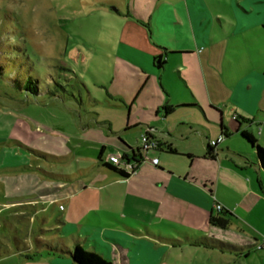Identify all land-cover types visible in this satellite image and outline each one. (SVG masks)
I'll return each instance as SVG.
<instances>
[{
	"label": "rangeland",
	"instance_id": "1",
	"mask_svg": "<svg viewBox=\"0 0 264 264\" xmlns=\"http://www.w3.org/2000/svg\"><path fill=\"white\" fill-rule=\"evenodd\" d=\"M122 2L0 0V264H46L50 254L46 250L40 253L45 242L72 249L78 241L108 259L90 236L98 232L91 233L86 241L84 227L120 225V207L97 202L116 199L122 187L119 181L114 183L117 179L111 171L98 164L100 144L80 138L103 139L105 153L114 151L117 137L139 145L141 133H155L149 126L154 114L144 106L157 102L141 91L137 79L124 74L116 78V28L107 11ZM139 25L152 48L176 51L187 47L188 29H178L173 23ZM174 60L169 59L156 77L166 107L176 105L172 103L182 90L174 81ZM28 75L36 79L38 95L14 86L13 82H21ZM123 91L133 93L131 112L110 106L123 107V100L115 94ZM206 110L214 113L208 106ZM126 118L130 129L123 133ZM102 119L110 122V131L103 125V136H99L95 120ZM137 123L140 125L131 129ZM117 130L120 134L114 133ZM146 157L151 158L150 151ZM90 184H100L103 189L89 188ZM70 193L76 195L70 202L59 199L52 203L54 198ZM65 224L68 227L62 229ZM138 225L132 227L146 231ZM251 226L231 221L225 230L215 231L218 239L232 244L250 239L255 245L248 255L174 246L166 254L165 264H264V223L255 221ZM256 229H261V234ZM170 234L180 239L176 230ZM112 248L109 260L116 264L119 251L115 245Z\"/></svg>",
	"mask_w": 264,
	"mask_h": 264
},
{
	"label": "crops",
	"instance_id": "2",
	"mask_svg": "<svg viewBox=\"0 0 264 264\" xmlns=\"http://www.w3.org/2000/svg\"><path fill=\"white\" fill-rule=\"evenodd\" d=\"M109 10L110 22L116 28L113 41L116 78L124 74L137 79L141 91L157 100L144 108L154 114L149 126L155 133H149L159 146L150 154L151 158H158V163L143 161L135 173L122 178L98 160L100 166L111 171L117 179L114 183L119 181L122 189L116 199L99 200L97 205L119 206L122 213L120 225L84 227L85 240L92 236L94 245L108 259L115 245L119 251L116 264H165L166 254L174 246L248 255L255 243L247 238L240 244L218 239L215 231L220 228L210 225L208 218L217 213L214 209L217 203L231 214L230 222L242 227H252L255 221L264 223V172L258 166L254 149L240 137L242 131L249 132L264 146V0H124ZM139 23L146 27L173 23L178 29H188L187 47L176 51L160 46L152 48ZM158 58L164 61L161 68L156 66ZM169 59H175L174 81L182 88L176 101H172L174 107L163 105L165 98L156 86V77ZM152 85L154 88H150ZM161 87L165 90L164 84ZM115 94L123 100V107L110 106L133 111L132 92ZM189 101L195 103L183 104ZM206 106L214 113H209ZM127 122L126 118L123 133L130 129ZM95 123L99 136H103V125L110 131V122L105 119ZM80 139L100 144L103 162L110 154L127 150L126 145L132 148L140 145L133 146L117 137L114 151L105 153L107 145L103 139ZM212 142H215L213 159L205 156L207 145ZM169 145L175 153L167 150ZM97 185L88 187L103 189ZM75 196L70 193L56 197L52 203L59 199L70 202ZM59 208L64 207L59 204ZM138 224L146 231L132 227ZM164 224L171 229L164 228ZM67 227L65 224L62 229ZM171 230H176L180 239L170 234ZM259 230L256 229L261 234ZM78 231L81 234V229ZM94 232L98 233L90 235ZM200 237L233 248L219 250L193 242ZM47 258L46 264H72L68 257L47 255Z\"/></svg>",
	"mask_w": 264,
	"mask_h": 264
},
{
	"label": "trees",
	"instance_id": "3",
	"mask_svg": "<svg viewBox=\"0 0 264 264\" xmlns=\"http://www.w3.org/2000/svg\"><path fill=\"white\" fill-rule=\"evenodd\" d=\"M164 61H161L159 58L156 59V66L161 68ZM14 86L22 89L25 92H31L33 95L39 94V89L36 84V79L34 76L28 75L24 77L23 81H15L13 82ZM47 93L51 94L53 97H56V94L51 93L49 90L46 91ZM43 93V90H40V94ZM167 109V108H166ZM148 137H152L150 133H146ZM241 139L248 144L250 147L254 149L255 157L260 169L264 172V146H261L256 138L249 132L242 131L240 133ZM127 150L120 153L121 159L127 162H132L136 164V170L139 165L143 162V153L141 152L140 147L132 148L126 145ZM167 150L171 153H175L176 150L173 149L170 145L167 146ZM101 152L102 148L99 151L98 160L100 161L101 165L105 166L118 176L122 178H128L130 175L124 172L118 166L108 162L101 160ZM205 156L208 158L213 159L214 151L213 145L210 143L207 145V150L205 152ZM231 214L228 211H224L223 208L220 211H217L216 214H211L208 218V222L210 225L218 227L220 229H225L228 227L230 222ZM196 244L205 245L209 247H215L219 250H229L233 248L232 245L226 244L217 240L208 239L206 237L196 238L194 241ZM45 249H42L40 253H43L44 250L48 252V254L56 256L57 258H64L68 257L72 264H112L109 259L103 258L98 252L93 250H88L83 247L78 241L74 243L72 249L67 246H60L57 247L56 245H51L48 242L41 244ZM27 250V249H25ZM26 254V253H24ZM26 256V255H25Z\"/></svg>",
	"mask_w": 264,
	"mask_h": 264
},
{
	"label": "built area",
	"instance_id": "4",
	"mask_svg": "<svg viewBox=\"0 0 264 264\" xmlns=\"http://www.w3.org/2000/svg\"><path fill=\"white\" fill-rule=\"evenodd\" d=\"M146 133L144 132L140 135V149L141 152L143 153V159H147L149 160L152 164L156 165L158 163V158L156 157H152V158H147L146 154L151 151V150H155L158 148L159 146V142L157 139L153 138V137H148ZM215 142H212L211 145H213ZM106 161L118 166L119 168H121L124 172H126L127 174L131 175L133 173H135L136 171V164L132 163V162H127L121 159V155L120 154H110L107 158ZM144 161V160H143ZM214 209L216 211H220L222 210V206L220 204H215L214 205Z\"/></svg>",
	"mask_w": 264,
	"mask_h": 264
}]
</instances>
